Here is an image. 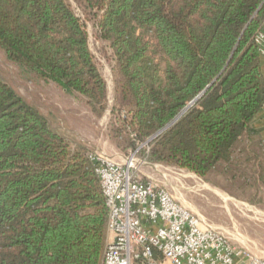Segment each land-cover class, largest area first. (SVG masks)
Instances as JSON below:
<instances>
[{"label":"trees","instance_id":"1","mask_svg":"<svg viewBox=\"0 0 264 264\" xmlns=\"http://www.w3.org/2000/svg\"><path fill=\"white\" fill-rule=\"evenodd\" d=\"M74 1L113 51L125 150L201 178L241 167L264 106V0ZM0 49L106 111L107 83L67 0H0ZM89 154L0 77V264H103L109 210Z\"/></svg>","mask_w":264,"mask_h":264},{"label":"rangeland","instance_id":"2","mask_svg":"<svg viewBox=\"0 0 264 264\" xmlns=\"http://www.w3.org/2000/svg\"><path fill=\"white\" fill-rule=\"evenodd\" d=\"M67 3L86 24L90 49L107 83L104 114L100 117L94 114L82 96L68 94L53 82L24 74L7 60L1 49L0 77L37 108L72 148L84 147L90 153L103 154L118 162L127 161L135 151L125 150L116 133L120 124L113 113L116 86L113 51L99 38L96 22L85 9L74 0ZM148 40L151 39L148 37ZM236 156L241 159V167L228 166L227 171L226 166L220 164L206 178L178 167L147 163L138 154L136 168L143 179L167 188L183 205L205 223L226 233L236 245L264 258V174L260 179L262 170L264 172V155L260 142L242 141Z\"/></svg>","mask_w":264,"mask_h":264},{"label":"built area","instance_id":"3","mask_svg":"<svg viewBox=\"0 0 264 264\" xmlns=\"http://www.w3.org/2000/svg\"><path fill=\"white\" fill-rule=\"evenodd\" d=\"M257 42L264 59V30ZM136 154L124 162L89 154L109 210L103 264H264L167 188L143 179Z\"/></svg>","mask_w":264,"mask_h":264},{"label":"crops","instance_id":"4","mask_svg":"<svg viewBox=\"0 0 264 264\" xmlns=\"http://www.w3.org/2000/svg\"><path fill=\"white\" fill-rule=\"evenodd\" d=\"M252 127L256 130V141H259L261 147L264 142V109H262L252 121ZM247 142V140H245ZM263 148V147H262ZM108 238V237H107Z\"/></svg>","mask_w":264,"mask_h":264},{"label":"water","instance_id":"5","mask_svg":"<svg viewBox=\"0 0 264 264\" xmlns=\"http://www.w3.org/2000/svg\"><path fill=\"white\" fill-rule=\"evenodd\" d=\"M203 94H204V93H202V95H203ZM202 95H201V96H202ZM201 96H200V97H201ZM200 97H198L193 103H191L186 109H184V111L180 114V116L183 115V114H184V113H185V112H186V111H187V110H188V109H189V108H190V107H191V106H192V105H193V104H194V103L200 98ZM180 116H179V117H180Z\"/></svg>","mask_w":264,"mask_h":264}]
</instances>
